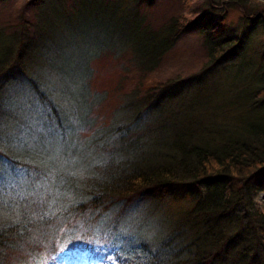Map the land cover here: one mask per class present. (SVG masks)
<instances>
[{"label": "trees", "instance_id": "1", "mask_svg": "<svg viewBox=\"0 0 264 264\" xmlns=\"http://www.w3.org/2000/svg\"><path fill=\"white\" fill-rule=\"evenodd\" d=\"M122 1L112 2V15L119 19L107 26L113 27L112 35L116 28L129 29L118 35L129 42L127 52L137 76L153 71L187 31L199 30L204 37L207 68L233 58L243 47L237 38L220 41L211 36L214 26L201 23L197 0H182L181 9L162 15L157 26L144 17L154 0H133L131 6ZM206 1L208 12L223 11L224 3L239 9L245 19L261 22L264 17L250 14L246 0ZM44 3L28 0L24 11ZM17 31L1 52L0 64L6 67L0 77L14 64L22 69L30 55L31 39ZM101 50L84 62L81 80L71 83L64 76L73 90L66 88L61 104L33 84L43 115L38 120L46 133L32 139V157L19 153L24 158L19 163V158L0 152V188L10 183L16 190L22 175L27 182L22 194L18 187L13 194L0 193V264H62L63 256L83 251L89 263L98 264H264V208L252 205L254 194L264 191V87L254 93L260 97L257 104L240 112L245 116L237 126L220 127L204 138L205 126L186 123L187 110L161 112L158 104L176 97L170 94L173 84L139 79L129 92L131 99L113 108L114 118L87 136L83 129L93 122L94 103L108 94L114 98L124 84L120 80L110 83L111 88L93 89L90 61L97 60ZM5 106L0 99V115H7ZM121 109L127 111L123 117L118 116ZM153 113L158 118L152 122ZM169 191L193 198L177 219L159 209L160 197ZM15 194L22 207L8 211L3 205ZM146 204L140 222L129 228L125 218L139 215ZM236 206L245 208L254 223V244L237 243L244 215L232 213Z\"/></svg>", "mask_w": 264, "mask_h": 264}, {"label": "rangeland", "instance_id": "2", "mask_svg": "<svg viewBox=\"0 0 264 264\" xmlns=\"http://www.w3.org/2000/svg\"><path fill=\"white\" fill-rule=\"evenodd\" d=\"M27 1L0 0V55L11 42L10 37L16 29L17 32L22 31L24 39L32 41V49L29 57L23 60V68L12 63L14 65L11 64L10 72L6 74L8 68H5L0 77V99L8 109L7 115H0V152L19 158V163L24 160L20 159L22 156L19 153L25 157H32L31 149L35 147L32 139L38 140L41 135L45 137L46 133L44 122H39L43 120L41 117L43 115L33 84L46 93L50 100L61 104L60 96L66 94V88L73 90L71 86L73 79L81 80L84 62L100 49H102L99 51L100 55L96 57L99 58L90 61L93 70L90 79L95 85H92L93 89L106 88L103 86L111 88L113 85L110 83L120 80L124 84L114 98H110L108 94L100 104L94 103L91 114L93 122L84 127L83 135L89 136L95 129L97 131L99 127L102 128L104 123L110 122L114 118L113 108L115 106L122 108V105L131 99L129 92L133 85L136 86L139 79L146 81L149 77L163 85L173 84L169 86L170 94L175 92L176 97L171 101L168 97L169 101L166 103L160 102L158 106H161V112L168 114L171 110H187L186 123L192 121V124H199L201 128L205 126L204 138H209L208 134L211 136V132H216L220 127L237 126L245 116V112H240L260 100L254 93L264 87V17L261 18V22H256L254 18L245 19L239 9L226 6L224 3L221 6L225 7L223 11L216 8L208 12L207 1L197 0V15L201 17V23L214 26L211 36L220 41L237 38L243 43L240 51L236 52L233 58L207 68V62L210 61L202 47L204 37L199 30L187 31L180 36L173 49L166 53L165 59L160 61L153 71L145 70L137 76L135 61L129 53L117 50L115 45L106 47L108 35L113 34L110 30L113 27H108L107 24L111 25L112 21L115 24L119 19L117 14L112 15L111 4L112 2L114 5L120 4V0H65L63 3L45 0L42 6L36 8L37 12L36 9L24 11L27 10L25 8ZM154 1L150 10L148 12L145 10V16L141 12L139 14L148 21L154 20L153 25L156 26L160 23L162 15H170L176 8L181 9L178 6L182 0ZM216 1L221 3L220 0ZM246 1L250 14L261 13L264 16V1ZM123 3L131 6L133 0H123ZM120 28H114L116 31L113 38L123 42L118 32L127 34L129 29ZM114 41L118 46L119 42L115 39ZM132 47L134 49L135 45ZM110 48L114 50H109ZM3 67L6 65L0 64V71ZM64 76L69 77L71 83L70 81L65 83ZM126 112L122 110L118 116L123 117ZM151 116L152 122L158 118L155 113ZM19 167L20 165L16 164V168ZM5 185L3 187L5 189L0 188V193L8 191L9 194H13L17 192L18 187V193L22 194L27 182L22 175L18 177L16 190L10 183ZM201 188L204 192L205 187ZM17 197L18 194L13 195L3 206H6L8 211L21 209L22 205L18 203ZM160 199L162 204L159 209L173 219L180 217L193 203V198L183 191H169ZM252 205L253 208H264V191L254 194ZM147 210L146 204L140 207L139 215L131 214L132 218L126 217L124 223L129 228L134 227L140 222L139 216ZM232 213L237 216L244 215L238 232V245L254 244V223L245 208L236 206ZM0 214L4 215V212ZM150 217L148 215L149 219ZM150 226L154 227L152 223ZM162 226H166V223ZM159 227L158 225L157 228ZM232 244L230 242L229 246ZM87 258L89 259V255L83 251L72 258L63 256L62 264H98L93 261L89 263Z\"/></svg>", "mask_w": 264, "mask_h": 264}, {"label": "bare ground", "instance_id": "3", "mask_svg": "<svg viewBox=\"0 0 264 264\" xmlns=\"http://www.w3.org/2000/svg\"><path fill=\"white\" fill-rule=\"evenodd\" d=\"M114 39L115 40H117L118 42H119V45L117 46L116 44H115V41H114ZM108 42L109 43H111L112 45H115L116 47V49L117 50H119V51H121V52H127V49H128V46H127V44L129 45V42L128 43H126L125 41H120L118 38H113V35H111V36H109L108 35ZM128 53V52H127Z\"/></svg>", "mask_w": 264, "mask_h": 264}]
</instances>
